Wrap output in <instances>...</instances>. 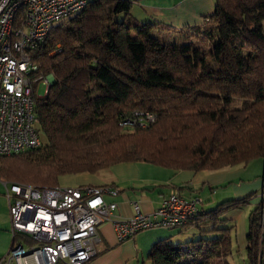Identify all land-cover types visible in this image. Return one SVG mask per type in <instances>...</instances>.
Masks as SVG:
<instances>
[{
	"label": "trees",
	"instance_id": "obj_1",
	"mask_svg": "<svg viewBox=\"0 0 264 264\" xmlns=\"http://www.w3.org/2000/svg\"><path fill=\"white\" fill-rule=\"evenodd\" d=\"M214 2L190 28L143 23L132 0H95L56 25L32 53L38 76H54L36 103L47 142L1 157L0 177L53 188L63 176L121 163L201 172L264 159V0ZM137 112L158 121L121 126ZM253 197L199 210L186 229L207 237L162 240L151 264H231L235 226L225 215ZM263 210L264 202L249 216L247 264H264Z\"/></svg>",
	"mask_w": 264,
	"mask_h": 264
},
{
	"label": "built area",
	"instance_id": "obj_2",
	"mask_svg": "<svg viewBox=\"0 0 264 264\" xmlns=\"http://www.w3.org/2000/svg\"><path fill=\"white\" fill-rule=\"evenodd\" d=\"M93 1L0 0V158L43 146L36 103L42 98L40 84L48 90L52 81L38 76L32 53L56 25ZM157 121L153 113L137 112L121 126L147 128ZM4 184L13 242L0 264H89L101 253L103 224L112 223L120 243L152 229L180 232L197 217L201 204L174 193L150 215L134 203L133 217L115 219L117 204L105 196H117L116 187Z\"/></svg>",
	"mask_w": 264,
	"mask_h": 264
},
{
	"label": "crops",
	"instance_id": "obj_3",
	"mask_svg": "<svg viewBox=\"0 0 264 264\" xmlns=\"http://www.w3.org/2000/svg\"><path fill=\"white\" fill-rule=\"evenodd\" d=\"M132 1V14L137 20L157 27L170 26L176 29L202 26L205 16L212 14L215 6L214 0ZM76 177L78 187L106 185L119 189L117 196H105L106 202L117 204L115 219L133 217L134 203L140 205L143 213L150 215L174 193L185 199L200 198L203 205L206 201L201 196L210 190L207 208L217 202L220 204L254 195L246 209L230 211L225 215L228 226L236 228L235 233L232 232L233 240L236 237L242 248L248 245L250 213L264 202V159L247 165L201 172L168 169L149 163H121L95 174H80ZM213 194L217 199H210ZM199 209H202L201 205ZM262 224L264 228V210ZM99 232L103 239L101 253L89 264H151L148 257L152 248L162 240L170 239L176 243L182 233L152 229L120 243L111 222L103 224ZM12 242L9 210L7 205L0 204V261L8 254Z\"/></svg>",
	"mask_w": 264,
	"mask_h": 264
},
{
	"label": "rangeland",
	"instance_id": "obj_4",
	"mask_svg": "<svg viewBox=\"0 0 264 264\" xmlns=\"http://www.w3.org/2000/svg\"><path fill=\"white\" fill-rule=\"evenodd\" d=\"M163 39H165V40H167L169 42H173L174 40H176L175 39V35H169V34H163ZM177 41L179 42L180 40H177ZM47 78H51L52 82L54 81V76L53 75H50ZM46 90H47V86L45 84L41 83L40 86H39L38 95L41 96V97L45 96ZM42 141H43L44 144H46V142H47L46 138L43 135H42ZM2 168H4V165H2ZM1 172H2V170H0V173ZM76 178H77L76 175L63 176V177H61L59 179V186L60 187H78ZM0 179H3L5 182H7L9 184L19 183L15 179L11 180V181H9V180H7L5 178H2V177H0ZM19 184H23V183H19ZM209 193H210V190L209 191L207 190L201 196V197H203V199H205L206 202L203 205L202 204H200V205L202 206V209H204L206 211L214 209L218 205L217 204L218 202H217L216 204H213L212 206L207 208V205L209 204V202H208V199H209L208 196L210 195ZM214 194H213V196L211 195L210 199H212V200L213 199L214 200L217 199V198L214 197ZM0 204L7 205L8 210H9V202H8L7 197H6V186H5L4 182H2L1 180H0ZM246 207H244V209H246ZM9 214H10V212H9ZM233 231L235 233L236 228ZM170 232L175 233V231H170ZM178 237L179 238L177 239L178 241L176 240V243L178 244L179 241H180L182 244H185V243H188V242H191V241L199 240V239H201L203 237H207V235L201 233L200 230H197L195 228H188V229L184 230L183 233H181L180 236H178ZM229 261H230L231 264H247V251H246V248H242L241 244H238V242L236 241V237L234 239V244H233V254L230 257Z\"/></svg>",
	"mask_w": 264,
	"mask_h": 264
}]
</instances>
